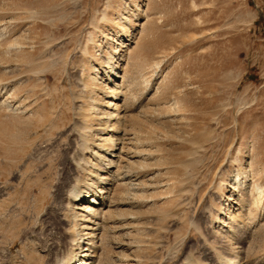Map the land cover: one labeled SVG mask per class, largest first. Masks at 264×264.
<instances>
[{
  "label": "rangeland",
  "instance_id": "rangeland-1",
  "mask_svg": "<svg viewBox=\"0 0 264 264\" xmlns=\"http://www.w3.org/2000/svg\"><path fill=\"white\" fill-rule=\"evenodd\" d=\"M0 104V264L93 175L98 264H264V0H0Z\"/></svg>",
  "mask_w": 264,
  "mask_h": 264
},
{
  "label": "bare ground",
  "instance_id": "bare-ground-1",
  "mask_svg": "<svg viewBox=\"0 0 264 264\" xmlns=\"http://www.w3.org/2000/svg\"><path fill=\"white\" fill-rule=\"evenodd\" d=\"M107 67H108L107 68L108 72H111L112 63L111 65L109 64V66ZM94 76L95 74L91 76L92 80L94 79ZM115 99H117V95L114 93L111 100H115ZM95 107L96 105L94 104V105H91L89 109L94 112L96 111ZM113 107L114 108L112 110H110L109 112H106V115H105L106 117H104V119L106 118L108 122L111 123V124L109 123L110 125L117 126V125H120L122 121L121 119H119L121 117V112L119 109L120 106H118V104L116 103H113ZM77 138H78L79 146H81L82 148L81 149L82 151L80 152V156H78L74 160V163H73L74 170L79 173H83V172L88 173L87 171L88 167L93 166V164L88 160V158L85 157L86 155L85 152H88V151L84 150V148H89V141H87L88 135L85 133V131L83 132L80 131L77 133ZM112 138H113V135L112 134L110 135L109 133L106 132L103 140H105L106 142L107 141L113 142ZM104 148L106 147L103 146V149ZM104 152L110 154L109 151L107 152L104 150ZM112 153L113 151L111 149V154ZM91 154H94V155L96 154L97 158H101V156H99L95 152H92V150H90V155ZM111 156L116 157V154L115 155L113 154ZM99 161H101V159ZM104 161H106L103 164L104 168L107 169L105 173L108 175L110 174L109 168L114 166L117 160L115 158H111V159L108 158L107 160H104ZM99 169L97 167L95 168V170H99ZM67 175H70V173L67 172L66 176ZM93 177H94L93 179L94 182L96 181L100 185L102 184L98 193L97 191L91 188L93 187L91 183L82 184L79 177L71 176L70 178L71 180L67 182V185L65 187V192H66L65 198H66V205L68 207L67 208L68 210H66V213L61 216L64 221H67V223L61 226L60 231L53 236L52 244L48 245V244L37 243L36 248L34 250L36 257L31 255V253L28 251V255L25 258L26 262L28 261L29 264H98L99 259L101 260L103 258L101 246L96 244L95 240H99L97 239V237L99 235L102 236L101 233L105 231L104 228L106 224L103 223L104 222L103 219L105 215H103L104 213L103 210H101L100 207H97V205H101V206L106 205V202L104 200L105 196H103V192L105 191L108 192V189L105 186L107 185V182L104 181V179L101 180L103 177L99 179V181H97V176L93 175ZM117 178L120 179L119 177ZM237 179H239V177H236L235 183L238 182ZM120 184H125V187H126L127 182L122 181V182H119L118 185ZM127 187L129 188L131 187L130 182ZM252 187H254L256 191H260V188H261L259 185H252ZM254 188H251V189L254 190ZM98 194L100 195L101 197L100 199L102 200L98 199L99 197ZM82 236L83 237L86 236L85 238L86 242H83V240L80 239ZM100 242H97V243H100ZM100 262H103V261H100Z\"/></svg>",
  "mask_w": 264,
  "mask_h": 264
}]
</instances>
